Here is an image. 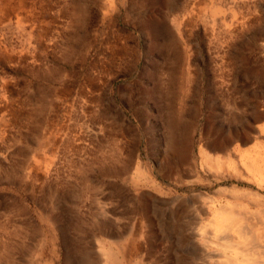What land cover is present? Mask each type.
<instances>
[{"label": "rangeland", "instance_id": "1", "mask_svg": "<svg viewBox=\"0 0 264 264\" xmlns=\"http://www.w3.org/2000/svg\"><path fill=\"white\" fill-rule=\"evenodd\" d=\"M262 259L264 0H0V264Z\"/></svg>", "mask_w": 264, "mask_h": 264}, {"label": "bare ground", "instance_id": "2", "mask_svg": "<svg viewBox=\"0 0 264 264\" xmlns=\"http://www.w3.org/2000/svg\"><path fill=\"white\" fill-rule=\"evenodd\" d=\"M234 11V10H233ZM214 12V11H213ZM221 214V213H220ZM230 214V213H229ZM237 214V213H236ZM227 215V214H226ZM221 217V216H220ZM234 217V216H233ZM215 222L217 223V225H216V231H217V233H222V232H225L226 234H228V233H230V231H232V229H234V230H238L237 229V225L235 224V220H233L231 217H229V216H225V215H223L222 216V218L221 219H219V218H216L215 219ZM242 229V228H241ZM214 230V229H213ZM243 230V229H242ZM241 230V231H242ZM215 232V231H214ZM243 232V231H242ZM248 232V231H247ZM216 233V232H215ZM219 236V235H218ZM231 236H233V235H226V236H222L221 237V239L222 240H224L223 242H232L233 241V239L231 238ZM218 238V237H217ZM218 243H220L219 241H218ZM123 246V245H122ZM231 247V246H230ZM128 248V247H127ZM112 249V248H111ZM107 250V249H106ZM110 250V249H109ZM242 251V250H241ZM243 251H244V249H243ZM107 252V251H106ZM254 252V251H253ZM122 253V252H121ZM242 253V252H241ZM256 253H258V252H256ZM255 253V254H256ZM109 254V253H108ZM235 254V253H234ZM109 256V255H108ZM107 256V257H108ZM114 256H116V255H114ZM113 256V257H114ZM123 256H125L124 254H123ZM245 256H246V254H245ZM126 258V257H125ZM245 259V258H244ZM110 261V260H109ZM111 261H112V259H111ZM116 261H118V260H116ZM120 261V260H119ZM84 262V261H83ZM86 262V261H85ZM260 263H254V264H264V259H262L261 261H259ZM82 263V262H81ZM80 263V264H81ZM112 263H113V261H112ZM111 263V264H112ZM118 263V262H117ZM243 264V263H242Z\"/></svg>", "mask_w": 264, "mask_h": 264}]
</instances>
